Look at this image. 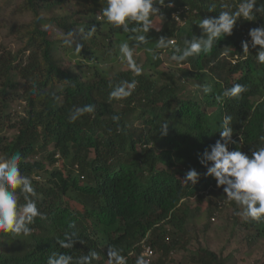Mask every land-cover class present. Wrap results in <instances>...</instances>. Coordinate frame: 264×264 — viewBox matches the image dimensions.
<instances>
[{"label": "trees", "instance_id": "16d2710c", "mask_svg": "<svg viewBox=\"0 0 264 264\" xmlns=\"http://www.w3.org/2000/svg\"><path fill=\"white\" fill-rule=\"evenodd\" d=\"M66 3L24 0L32 21L24 30L19 26L9 30L11 34L23 30V47L15 53L0 42V131L4 127L15 131L10 139L0 135V157L21 153V173L43 197L37 207L45 216L30 225L33 231L28 237L0 233V264H47L54 252L71 255L75 264L89 251L100 255L93 264H106L109 246L121 249L128 264H135L143 245L159 254L147 264H168L171 252L185 249L186 228L203 215L199 205L206 195L229 206L224 203L223 187L217 188L199 163L203 152L220 138L222 118L232 117L234 143L228 145L229 151L238 149L251 157L252 151L264 146V65L257 63L259 46L252 48L248 36L250 29L264 26V11L253 22L238 19L232 34L218 40L211 54L176 64L169 60L173 48L183 47L186 38L201 37L200 19L215 18L221 10L234 11L240 0L154 4L162 23L146 34L148 43L138 48L145 51L146 61L141 65L143 73L135 76L129 69L113 67L127 34L100 18L106 0H74L73 13L50 20L42 15ZM223 4L229 8L222 9ZM213 5L215 10L209 12ZM257 6L264 7V0H258ZM47 21L64 36L73 33L71 37L82 45L80 51L74 43L69 47L63 39H51L43 28ZM92 27L96 31L89 37ZM161 36L175 45L157 49ZM242 41H249V53H243ZM63 57L74 60L78 72L67 67ZM165 61L185 67L179 69L183 82L173 73L155 74ZM83 65L86 71L81 70ZM133 79L138 84L131 96L109 99L115 86ZM235 83L246 85L247 91L239 99L226 98L218 104L215 95ZM202 85H211L212 92L205 94ZM14 100L24 102L25 108L12 119L8 110ZM87 104H93L95 112L70 122V114ZM114 116L119 120L114 121ZM163 123H168L167 135L160 133ZM58 158L64 160L65 174L48 171ZM193 168L200 179L186 186L182 180ZM42 173L47 178L36 180ZM17 193L22 205L23 194ZM191 198L198 203L193 208L184 203ZM217 203H208L206 219L221 209ZM230 206L237 211L234 203ZM70 223L75 227L69 228ZM250 223L255 238L264 239V220ZM65 232L76 233L72 249H61L56 243ZM190 260L226 264L204 248H198Z\"/></svg>", "mask_w": 264, "mask_h": 264}, {"label": "clouds", "instance_id": "9594fccd", "mask_svg": "<svg viewBox=\"0 0 264 264\" xmlns=\"http://www.w3.org/2000/svg\"><path fill=\"white\" fill-rule=\"evenodd\" d=\"M154 4L163 6L165 0H106V6L100 10V18L110 26V28L122 29L127 34L126 42L119 45V60L126 64L127 68L140 76L143 73V67L134 59V49L146 45V34L152 28V17L163 16L158 15L159 8ZM258 0H240L234 11L221 10L215 18L206 17L200 19L197 27L201 31L200 38L184 39L183 47H174L172 55L169 57L171 62L180 64L190 57L199 56L201 54L207 56L211 54L213 47L217 41L232 34L233 28L238 19L253 22L257 13L264 11V7H258ZM169 8L173 5L169 3ZM222 9H228L229 5H221ZM215 10V5L208 8L209 12ZM96 31L92 27L88 31V36H92ZM73 33L65 36L64 43L69 47L74 43L69 37ZM248 36L252 48L259 46V51L255 55L257 63L264 65V26L252 28L249 30ZM130 42L131 45H130ZM175 45L174 40L161 36L156 41L157 49H167ZM80 43H75V49L80 51ZM241 46L243 53H249V41H242ZM138 81L133 79L131 82L125 80L115 86L109 94L110 100H123L131 96L136 89ZM205 94L212 92L211 85H202ZM35 91V85L32 87ZM247 91L244 84H233L230 88H224L215 100L218 104H223L225 99H239L241 94ZM95 106L87 104L83 107H77L69 116L70 122H75L84 114L94 113ZM114 121H118L119 117L114 116ZM161 135H167L168 123L160 125ZM219 139L210 146V150H205L199 158V163L206 169L205 176L212 177L216 182V187H223L224 203L235 204V214L241 216L244 220L260 222L264 220V146L252 151L251 157L240 151H229L228 145L234 143L232 117L225 115L219 123L218 131ZM242 137L239 136L241 143ZM264 140V136L261 137ZM22 155L15 152L11 156L0 157V233L12 236L31 235L33 229L30 225L35 223L36 218L45 219L43 213L37 207V201L43 197L36 192L33 187L32 180L21 173L20 162ZM200 179V173L194 168L186 172L182 182L186 186H194ZM23 194L25 203L22 205L18 202V193ZM75 224H69V228H74ZM75 232H65L64 238L59 239L56 243L61 249H72L76 239ZM142 253L136 258L135 264H147ZM150 248V247H149ZM151 249V248H150ZM152 250V249H151ZM106 264H128L127 257L122 250L109 246L107 252ZM100 255L97 251H89L75 260V264H93L98 260ZM47 264H73V257L66 253L54 252L48 258Z\"/></svg>", "mask_w": 264, "mask_h": 264}, {"label": "rangeland", "instance_id": "374dc122", "mask_svg": "<svg viewBox=\"0 0 264 264\" xmlns=\"http://www.w3.org/2000/svg\"><path fill=\"white\" fill-rule=\"evenodd\" d=\"M24 0H0V42L10 51L18 52L24 45L21 39V33L27 25H30L32 21L31 14L23 7ZM74 0H67V3L62 5L58 9H54L50 12H44L42 15L50 20L53 17H61L65 14L73 13ZM87 22L88 20L85 19ZM162 20L159 17H153L152 30H157L161 26ZM24 27L20 29V33L11 34L9 30L13 27ZM44 30L47 31L49 37L53 40H64L65 36L62 31L57 29L51 22H46ZM75 43H79L78 38H70ZM63 56V54H61ZM134 59L139 65H142L146 61L145 51L142 49H134ZM64 63L67 67L74 69L78 72L75 61H68L67 57H63ZM116 70L128 69L126 64L120 60L113 66ZM82 71H86V67L81 66ZM185 68V67H183ZM181 66H171L170 63L165 61L161 66L157 68L155 74L158 73H173L180 82H183L185 78L181 76L179 69H183ZM235 76V74H233ZM22 86L18 87L20 91ZM191 89L193 86L189 85ZM25 108V103L20 100H14L9 105L8 112L11 118L20 116ZM0 135L12 138L15 135V131L4 127V130L0 131ZM51 150V147L48 148ZM39 159V157H38ZM64 160L58 158L57 163L53 166H48V171L60 170L65 174ZM75 176H78V170L75 172ZM47 175L44 173L39 174L35 179L42 181L46 179ZM212 202L216 204L218 201L212 196L206 195L203 202L199 205L201 212H204L198 219L192 221L187 226L186 241L188 242L185 249L178 248L174 252H171L168 256V264H192L191 256L198 248L207 249L215 253L219 258H224L226 264H264V239L255 238V228L251 225V221L244 220L241 216L235 214L234 208L226 206L222 203L218 204L220 210L212 215L209 219H206L205 209L208 203ZM190 207H195L198 203L194 198L185 200ZM239 209H237L238 211ZM235 217V219H234ZM159 254L156 253L151 259H146V262H154L158 258Z\"/></svg>", "mask_w": 264, "mask_h": 264}, {"label": "built area", "instance_id": "2783aa9c", "mask_svg": "<svg viewBox=\"0 0 264 264\" xmlns=\"http://www.w3.org/2000/svg\"><path fill=\"white\" fill-rule=\"evenodd\" d=\"M143 256L150 258L153 256V251L149 247H145L143 250Z\"/></svg>", "mask_w": 264, "mask_h": 264}]
</instances>
